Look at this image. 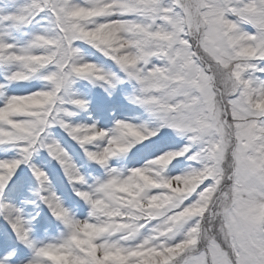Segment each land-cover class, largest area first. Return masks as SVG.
<instances>
[{
    "label": "snow or ice",
    "instance_id": "1",
    "mask_svg": "<svg viewBox=\"0 0 264 264\" xmlns=\"http://www.w3.org/2000/svg\"><path fill=\"white\" fill-rule=\"evenodd\" d=\"M0 264H264V0H0Z\"/></svg>",
    "mask_w": 264,
    "mask_h": 264
}]
</instances>
